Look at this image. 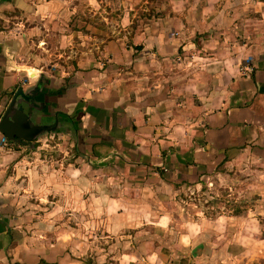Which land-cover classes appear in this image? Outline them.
<instances>
[{
  "label": "crops",
  "instance_id": "obj_1",
  "mask_svg": "<svg viewBox=\"0 0 264 264\" xmlns=\"http://www.w3.org/2000/svg\"><path fill=\"white\" fill-rule=\"evenodd\" d=\"M41 75L60 126L0 132V264H264V0H0V116ZM13 164L49 206L4 214Z\"/></svg>",
  "mask_w": 264,
  "mask_h": 264
},
{
  "label": "rangeland",
  "instance_id": "obj_2",
  "mask_svg": "<svg viewBox=\"0 0 264 264\" xmlns=\"http://www.w3.org/2000/svg\"><path fill=\"white\" fill-rule=\"evenodd\" d=\"M64 59H66L65 56H62V57L58 58V62L63 61ZM43 68H44L43 71L45 72V76H50L52 73L55 75H58V74H56V71L63 69L60 67L49 69V67H47V65H44ZM63 70H65V69H63ZM47 133H49V132H47ZM41 136L42 135H40L37 138V140H39ZM37 140H34L32 144L14 143L10 140L8 142H9V147L12 146V147H14L20 151L22 149H24L23 151L26 153L27 156H33V152L35 150V147L33 145H34V143H38V142H36ZM51 141L56 142V141H58V139L56 137L55 138H49V140H45V143L49 144V143H51ZM57 154L64 156V152H61L60 150L58 151ZM46 156L49 157L50 155H46ZM46 171H48V169ZM33 173L23 174L21 167H20V169L17 167L15 168L14 164L10 166L9 171H8V175H10V180H12V182L9 185L10 194L5 199V202H7V206L5 207V210H7V211L4 212L5 215H8L9 212L13 213L14 210L17 209V210H15V211H17L16 215L21 216L25 213V211L23 210L25 208H28L29 211H32L34 206H39V205L49 206V204H50L49 196L44 197V198H40L37 195V193H35L34 190H32L33 183H35V176ZM23 185L24 186L26 185V188H28V185H29L30 188H28V189H31L32 192L30 190L24 191ZM207 185H208V190L206 192L196 191V192H194V194H190L191 197L187 196V200L190 202L198 203V205L200 207H202L203 209H206V206L210 204L209 203V200H211L210 193L215 190V186H216L215 183L213 185H210L209 182H207ZM220 187L221 186H218V189ZM222 192L225 193L224 188H221V193H219V194L221 195ZM25 193L27 196H24ZM215 193H217V190H215ZM40 211H42V212L46 211L47 212V210H40ZM18 212H21V213H18ZM30 217L33 218L34 215L30 214ZM83 231L84 230H82L80 228V226L74 230V232L76 234H78V237H80V234ZM106 243L108 245V242H106Z\"/></svg>",
  "mask_w": 264,
  "mask_h": 264
},
{
  "label": "water",
  "instance_id": "obj_3",
  "mask_svg": "<svg viewBox=\"0 0 264 264\" xmlns=\"http://www.w3.org/2000/svg\"><path fill=\"white\" fill-rule=\"evenodd\" d=\"M48 80L41 75L37 85L29 90L18 88L2 116H0V132L14 143H31L42 133L58 131L60 120L55 124H36L34 110H43L45 101L38 99L45 93L44 86ZM26 105H29L26 108Z\"/></svg>",
  "mask_w": 264,
  "mask_h": 264
},
{
  "label": "built area",
  "instance_id": "obj_4",
  "mask_svg": "<svg viewBox=\"0 0 264 264\" xmlns=\"http://www.w3.org/2000/svg\"><path fill=\"white\" fill-rule=\"evenodd\" d=\"M243 70H245L246 73L252 72L254 70V66L252 64V58L251 57L247 58L246 65L243 67ZM8 141H9V139L2 134V139H1L2 144L7 145V144H9ZM181 264H200V263H197L194 261H187V262H184Z\"/></svg>",
  "mask_w": 264,
  "mask_h": 264
},
{
  "label": "flooded vegetation",
  "instance_id": "obj_5",
  "mask_svg": "<svg viewBox=\"0 0 264 264\" xmlns=\"http://www.w3.org/2000/svg\"><path fill=\"white\" fill-rule=\"evenodd\" d=\"M26 108H28V105H26Z\"/></svg>",
  "mask_w": 264,
  "mask_h": 264
}]
</instances>
